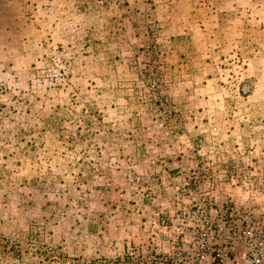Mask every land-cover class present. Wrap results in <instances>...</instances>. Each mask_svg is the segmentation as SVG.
I'll return each mask as SVG.
<instances>
[{"label": "rangeland", "instance_id": "374dc122", "mask_svg": "<svg viewBox=\"0 0 264 264\" xmlns=\"http://www.w3.org/2000/svg\"><path fill=\"white\" fill-rule=\"evenodd\" d=\"M231 203L264 208V0H0V264H217Z\"/></svg>", "mask_w": 264, "mask_h": 264}, {"label": "built area", "instance_id": "2783aa9c", "mask_svg": "<svg viewBox=\"0 0 264 264\" xmlns=\"http://www.w3.org/2000/svg\"><path fill=\"white\" fill-rule=\"evenodd\" d=\"M211 211L215 219L210 218ZM198 213L204 227L200 252L206 259L211 254V263L264 264V208L231 203L204 207ZM212 245L218 247L214 248V252L204 248ZM220 246L229 249L221 252Z\"/></svg>", "mask_w": 264, "mask_h": 264}, {"label": "trees", "instance_id": "16d2710c", "mask_svg": "<svg viewBox=\"0 0 264 264\" xmlns=\"http://www.w3.org/2000/svg\"><path fill=\"white\" fill-rule=\"evenodd\" d=\"M144 260H145V259H144ZM140 262H144V261H140ZM140 262H139V263H140Z\"/></svg>", "mask_w": 264, "mask_h": 264}]
</instances>
